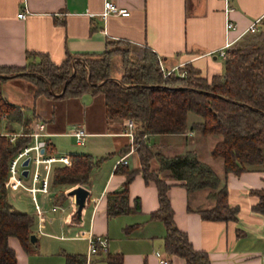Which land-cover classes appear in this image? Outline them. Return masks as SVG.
Returning <instances> with one entry per match:
<instances>
[{
	"label": "crops",
	"instance_id": "crops-1",
	"mask_svg": "<svg viewBox=\"0 0 264 264\" xmlns=\"http://www.w3.org/2000/svg\"><path fill=\"white\" fill-rule=\"evenodd\" d=\"M103 1L0 0V66L22 67L29 60L28 52L44 54L58 64L66 54H96L104 49L107 40H125L132 46L148 47L165 69L176 70L189 64L208 80L222 72L219 50L246 34L251 22L257 20L256 30L263 28L260 22L264 20V0H109L127 14L101 17ZM19 11L24 12L22 17L16 16ZM226 18L233 24L231 29H224ZM33 89L32 83L21 76L0 82V95L7 103L17 106L24 118L42 123L48 154L82 153L98 161L82 185L88 193L78 216L75 204H67L72 197L67 192L72 187L52 185L50 170L47 191L35 193L34 200L26 190L7 189L11 205L33 216L34 241L29 242L27 250L15 237L6 239L16 264H64L65 253L84 255L86 241L82 236L75 237L78 231L104 235L105 255L112 260L117 256L120 264H159L160 259L167 264H185L181 257L162 249L163 223L149 218L157 208L156 189L138 172L127 183V202L132 206L136 198L139 210L106 216V194L120 190L125 173L138 168L134 149L129 151L130 138L123 133L125 119L105 118L100 93L47 98L33 95ZM186 117L188 126L199 120L190 114ZM74 127L84 132L80 144L68 134ZM19 129V123H0V131ZM214 136H201L192 130L147 136L148 146L164 156L194 152L224 185L228 205L236 207L234 221L204 220L196 210L213 206L209 189L186 191L181 180L165 178L172 221L193 249L207 254L209 264H264V215L252 210L257 200L253 191L262 187V173L248 170L224 174L221 160L209 153L217 141ZM188 137L195 138L190 141ZM200 141H205L201 153L197 147ZM121 157L125 164L116 163ZM53 165L58 164L50 168ZM149 168L157 169L155 159L149 161ZM43 170L44 165H39L40 173ZM30 175L31 167L26 175L21 174L26 187L30 186ZM33 202L40 210L38 216ZM96 264L108 263L102 256Z\"/></svg>",
	"mask_w": 264,
	"mask_h": 264
},
{
	"label": "trees",
	"instance_id": "trees-1",
	"mask_svg": "<svg viewBox=\"0 0 264 264\" xmlns=\"http://www.w3.org/2000/svg\"><path fill=\"white\" fill-rule=\"evenodd\" d=\"M260 24L263 28L247 32L225 47L222 72L208 80L189 64L164 75L159 59L148 47L132 46L125 40H107L100 53L66 54L58 64L44 54L28 52L29 60L22 67L0 66V82L20 73L32 83L33 95L67 98L100 93L106 119H130L138 168L125 173L120 190L106 194V216L139 210L136 198L132 206L127 202V183L138 172L144 182L152 181L156 189L157 208L149 218L163 223L164 252L181 257L185 264H209L207 254L193 249L184 232L174 225L165 194L169 184L164 179L181 180L186 191L209 189L213 206L196 210L204 220L234 221L236 207L228 205L224 185L194 152L164 156L148 146L147 136L183 134L188 130L217 136L209 153L221 160L224 174L237 175L248 170L262 173V187L253 191L257 200L252 210L264 215V20ZM188 113L199 120L188 126ZM0 114L6 122L19 123L21 133L11 139L0 134V264H16L6 239L15 237L27 250L33 216L11 205L4 182L9 159L29 141L26 134L30 118H24L19 108L1 95ZM68 157L69 165L50 168L52 185H85L98 159L92 160L82 153ZM152 158L157 162L154 171L149 168ZM104 256L108 264H120L117 256L114 260ZM64 264H83V255L65 253Z\"/></svg>",
	"mask_w": 264,
	"mask_h": 264
},
{
	"label": "built area",
	"instance_id": "built-area-1",
	"mask_svg": "<svg viewBox=\"0 0 264 264\" xmlns=\"http://www.w3.org/2000/svg\"><path fill=\"white\" fill-rule=\"evenodd\" d=\"M108 14L126 15L127 11L123 8H116L114 4L109 0H104L102 3V11L100 12V16L105 17ZM23 15V11H19L16 13L17 17H22ZM256 23L257 20L251 22L247 28V31H256ZM232 27V22L226 18L224 21V29L227 30L231 29ZM217 55L223 58V50H219L217 52ZM159 66L164 75L171 71V69L166 70L165 68H163L160 62ZM180 74H183V71H181ZM3 121H5V117L3 114H0V123ZM30 121V130L26 134L29 137V141L18 151H16V153L9 159V162L7 164V178L4 184L9 191H17L18 189L26 190L30 194L32 200H34L35 193H45L47 191L48 173L50 170V166L55 163L59 165H69L70 160L69 157L64 153H59L55 155L45 153L46 143L43 138L45 134L43 132L42 123L33 119ZM132 128L133 122L130 119H125L123 133L130 138V152L134 149L131 143ZM0 134L9 136L10 139L14 136L21 135L20 131H0ZM68 134L74 138V142L76 144H80L84 132L81 128L74 127L68 131ZM24 159H27L26 166L21 165ZM116 163L125 164L126 160L121 157L117 160ZM41 164L44 165V170L42 173H40L39 171V165ZM29 167H31L30 186L26 187L22 184L20 180L21 171L23 169L27 170ZM67 204H74L72 197L68 198ZM52 209L53 207L51 208V210ZM34 210L38 216L40 214V210L36 204H34ZM80 236H82L86 241V250L83 255V264H96L97 260L106 254L107 238L104 235L92 234L90 232H87L85 234L83 232L78 231L75 237L77 238ZM159 264H167V261L164 259H160Z\"/></svg>",
	"mask_w": 264,
	"mask_h": 264
},
{
	"label": "water",
	"instance_id": "water-1",
	"mask_svg": "<svg viewBox=\"0 0 264 264\" xmlns=\"http://www.w3.org/2000/svg\"><path fill=\"white\" fill-rule=\"evenodd\" d=\"M20 73H16V74H11V75H9V77L10 76H14V75H19ZM72 75V72H71V74H70V76ZM69 76V77H70ZM65 83V82H64ZM64 83H63V85H62V88L64 87ZM21 165L22 166H26L27 165V159H24L23 161H22V163H21ZM26 172H27V170L26 169H23L22 171H21V174L22 175H26ZM87 190L84 188V187H82V186H80V185H77V186H74V187H72L70 190H68V192H67V195L68 196H72V198H73V202H74V204H75V206H76V209H75V212L76 213H79L80 212V209L82 208V206H83V204H84V200H85V198H86V196H87ZM34 241V235L33 234H31L30 236H29V242H33Z\"/></svg>",
	"mask_w": 264,
	"mask_h": 264
},
{
	"label": "rangeland",
	"instance_id": "rangeland-1",
	"mask_svg": "<svg viewBox=\"0 0 264 264\" xmlns=\"http://www.w3.org/2000/svg\"><path fill=\"white\" fill-rule=\"evenodd\" d=\"M14 76H20V75H14ZM188 114H190V116H196V115H194V114H192V113H188ZM20 130V129H19ZM201 136H204V135H201ZM212 136H214V135H212ZM215 137V136H214ZM195 137H188L187 138V140H190V141H193V139H194ZM204 138H206V137H204ZM154 140V139H153ZM160 140V139H159ZM168 140H171V138H166V140L165 141H168ZM202 140H204V139H202ZM156 141H158V139L156 140ZM160 141H162V140H160ZM184 142V139H183V137H182V140H181V143H182V145L184 144L183 143ZM205 141H200V145H197V147H198V151L201 153L202 151H204V149H205V147H204V145H205V143H204ZM192 143V142H191ZM219 159V158H218ZM220 160V159H219ZM7 199L9 200V197H8V194H7Z\"/></svg>",
	"mask_w": 264,
	"mask_h": 264
}]
</instances>
